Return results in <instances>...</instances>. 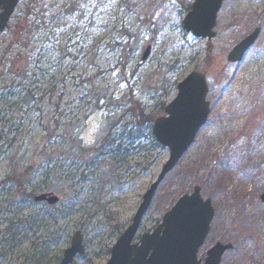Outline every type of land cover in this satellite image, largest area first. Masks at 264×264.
Here are the masks:
<instances>
[{
	"label": "rangeland",
	"instance_id": "obj_1",
	"mask_svg": "<svg viewBox=\"0 0 264 264\" xmlns=\"http://www.w3.org/2000/svg\"><path fill=\"white\" fill-rule=\"evenodd\" d=\"M194 1H20L0 34V264H59L78 231L85 255L73 264H107L169 152L144 142L126 144L122 161L90 159L110 127L132 129L131 109L165 117L195 71L207 77L208 121L137 239L200 186L215 214L198 259L222 244L232 249L221 264H264V231L246 220L264 215V0H224L212 40L183 29ZM257 28L259 42L228 62ZM47 193L58 206L34 202Z\"/></svg>",
	"mask_w": 264,
	"mask_h": 264
},
{
	"label": "water",
	"instance_id": "obj_2",
	"mask_svg": "<svg viewBox=\"0 0 264 264\" xmlns=\"http://www.w3.org/2000/svg\"><path fill=\"white\" fill-rule=\"evenodd\" d=\"M20 1L0 0V34L8 29ZM223 2L224 0H195L182 23L185 32L198 39H214ZM258 36L257 29L232 50L228 55V62L240 63ZM149 55L150 49L145 51L143 61ZM208 94L206 75L195 71L178 85L176 98L165 108L166 116L155 120L153 136L169 152V159L157 181L144 195L132 224L111 249L107 264H203L198 255L210 233L215 212L212 202L203 199L200 186H196L192 194L180 198L156 230L142 235L139 240L137 236L159 186L174 171L206 125L210 115ZM262 201L264 202V195ZM35 202L56 206L60 199L54 194H43L35 198ZM83 243V235L78 231L71 240L70 248L65 250L60 264H73L77 257L84 256ZM231 249V245H215L207 253L204 264H221L223 256Z\"/></svg>",
	"mask_w": 264,
	"mask_h": 264
},
{
	"label": "trees",
	"instance_id": "obj_3",
	"mask_svg": "<svg viewBox=\"0 0 264 264\" xmlns=\"http://www.w3.org/2000/svg\"><path fill=\"white\" fill-rule=\"evenodd\" d=\"M191 7H188L187 11L189 12ZM29 95V94H28ZM131 116L134 119L133 127L130 129V124L123 125L122 128L113 130L110 127L105 135V139L99 145V152L96 155L94 154L90 161L95 163L98 160L105 158L109 155H112V161L114 160H123V156L125 153V146L129 144L128 147L142 146L144 142L148 143L152 150L161 151L164 150L161 147L152 133L153 127V118L147 116L144 111H141L139 114H136L133 109H131ZM132 124V123H131ZM117 128V126H116ZM130 129V130H129ZM109 152V153H108ZM120 158V159H118ZM51 162V161H50ZM50 162H48L50 164ZM92 163V164H93ZM105 163H110L107 159ZM10 181L16 182L17 184H21L22 181L20 177L16 176L14 178L9 179Z\"/></svg>",
	"mask_w": 264,
	"mask_h": 264
},
{
	"label": "bare ground",
	"instance_id": "obj_4",
	"mask_svg": "<svg viewBox=\"0 0 264 264\" xmlns=\"http://www.w3.org/2000/svg\"><path fill=\"white\" fill-rule=\"evenodd\" d=\"M246 220H248L251 223H260L261 224V229L264 231V215L258 213L257 211H250L246 215Z\"/></svg>",
	"mask_w": 264,
	"mask_h": 264
},
{
	"label": "flooded vegetation",
	"instance_id": "obj_5",
	"mask_svg": "<svg viewBox=\"0 0 264 264\" xmlns=\"http://www.w3.org/2000/svg\"><path fill=\"white\" fill-rule=\"evenodd\" d=\"M257 29L259 30V36H258L257 41L255 42V44H254L253 46H255V45L259 42V40H260V36H261V34H262V30H261L260 28H257ZM257 29H255L252 33L246 35L245 38H244L243 40L247 39V38H248L251 34H253ZM243 40H242V41H243ZM242 41H241V42H242ZM241 42H240V43H241ZM253 46H252V47H253ZM252 47H251V48H252ZM251 48H250V49H251ZM250 49H249V50H250ZM249 50H248V51H249ZM248 51L246 52V54L248 53ZM246 54H245V55H246ZM245 55H244V57H245ZM47 194H54V193H47ZM35 198H37V197H35ZM35 198H34V202H35ZM35 203H36V202H35ZM44 203H46V202H44ZM42 204H43V203H42ZM46 204H47V203H46ZM47 206H48V207H56V206H49L48 204H47ZM57 206H58V205H57ZM13 237H14V236H13ZM13 239H15V238H12V239H11L12 242H13ZM12 244H13V243H12ZM60 262H61V261H60Z\"/></svg>",
	"mask_w": 264,
	"mask_h": 264
}]
</instances>
